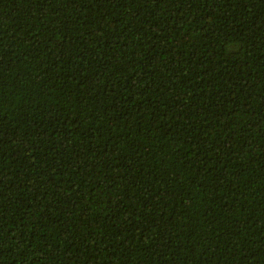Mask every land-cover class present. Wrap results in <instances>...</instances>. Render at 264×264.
Listing matches in <instances>:
<instances>
[{
    "label": "trees",
    "instance_id": "16d2710c",
    "mask_svg": "<svg viewBox=\"0 0 264 264\" xmlns=\"http://www.w3.org/2000/svg\"><path fill=\"white\" fill-rule=\"evenodd\" d=\"M0 264H264V0H0Z\"/></svg>",
    "mask_w": 264,
    "mask_h": 264
}]
</instances>
